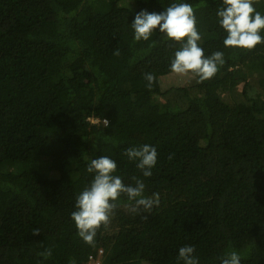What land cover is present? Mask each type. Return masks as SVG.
Segmentation results:
<instances>
[{
	"label": "trees",
	"instance_id": "16d2710c",
	"mask_svg": "<svg viewBox=\"0 0 264 264\" xmlns=\"http://www.w3.org/2000/svg\"><path fill=\"white\" fill-rule=\"evenodd\" d=\"M173 3L192 5L205 57L224 53L202 83L162 86L181 45L158 30L134 41L138 12ZM253 6L264 16V0ZM221 7L0 0V264H90L99 249L103 264H178L185 245L199 264H221L231 250L241 264H264V43L225 47ZM145 73L156 77L150 90ZM145 144L158 153L148 178L124 155ZM100 156L116 161L125 185L143 180L159 204L133 213L122 194L89 246L71 213Z\"/></svg>",
	"mask_w": 264,
	"mask_h": 264
},
{
	"label": "clouds",
	"instance_id": "9594fccd",
	"mask_svg": "<svg viewBox=\"0 0 264 264\" xmlns=\"http://www.w3.org/2000/svg\"><path fill=\"white\" fill-rule=\"evenodd\" d=\"M259 0H222V7L218 10L220 27L227 33L223 43L228 48H238L251 51L258 44L264 43V16L253 6ZM134 31V41H148L155 31L164 34L165 38L181 45L175 52L170 69L178 76L191 75L202 83L213 78L219 67L225 63L224 53L214 52L205 57L203 49L198 45L201 34L197 29V20L194 10L189 3H173L160 13L142 10L135 15L130 25ZM119 55V50L114 51ZM147 81L145 87L152 88L156 77L152 73H145ZM105 127L109 122L104 120ZM124 155L130 162L136 161V166L141 170L143 177L152 176V169L157 163V149L150 145L130 147ZM171 159V157H169ZM88 173H94L90 184L76 197L75 211L71 219L77 228V234L89 246H94L98 230L107 227L114 210L118 207L119 197L126 195L130 202L129 210L133 213L143 209L150 213L154 206H158V195L146 197V185L143 180L133 177L135 185H125L117 171V163L108 156L92 159L86 167ZM147 218V217H145ZM39 229H33L32 235L38 236ZM195 247L185 245L179 249L178 264H199V258L194 255ZM44 259L51 257V249L39 253ZM221 264H241V255L236 250H231L219 258Z\"/></svg>",
	"mask_w": 264,
	"mask_h": 264
},
{
	"label": "rangeland",
	"instance_id": "374dc122",
	"mask_svg": "<svg viewBox=\"0 0 264 264\" xmlns=\"http://www.w3.org/2000/svg\"><path fill=\"white\" fill-rule=\"evenodd\" d=\"M161 81L164 83H161ZM197 80L195 78H192L191 75L188 76H178L175 73H172L169 77H161L160 83L162 86L169 87L172 85H183V84H190L194 83ZM237 96H239V90H237ZM226 99H230L227 96H225Z\"/></svg>",
	"mask_w": 264,
	"mask_h": 264
},
{
	"label": "built area",
	"instance_id": "2783aa9c",
	"mask_svg": "<svg viewBox=\"0 0 264 264\" xmlns=\"http://www.w3.org/2000/svg\"><path fill=\"white\" fill-rule=\"evenodd\" d=\"M93 122H98V119H92ZM102 256H103V250L99 249L97 255H90L89 256V263L90 264H103L102 263Z\"/></svg>",
	"mask_w": 264,
	"mask_h": 264
}]
</instances>
